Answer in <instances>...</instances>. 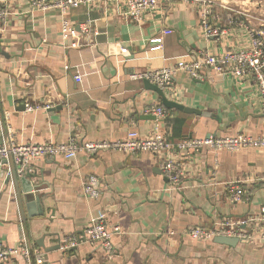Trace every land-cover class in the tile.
<instances>
[{"label": "crops", "instance_id": "0c3cea01", "mask_svg": "<svg viewBox=\"0 0 264 264\" xmlns=\"http://www.w3.org/2000/svg\"><path fill=\"white\" fill-rule=\"evenodd\" d=\"M1 1L10 15L0 20V146L11 134L22 144H63L72 138L82 143L122 141L131 131L145 138L156 127L174 143L264 133L258 90L251 80L219 77L208 69L203 70L205 81L178 73L172 88L162 92L183 111L165 107L148 81L134 78L193 61L202 51L219 55L243 44V31L229 26L231 13H249L258 28L264 19L250 12L264 11V0L248 1V10L218 4L214 10L205 0H163L142 25L80 7L66 15L76 33L66 41L58 10L33 11L31 0ZM204 11L217 17L224 35L205 37ZM170 30L172 34H163ZM75 41L78 45L71 47ZM156 46L160 49L153 50ZM26 104L39 109L24 110ZM46 105L53 108L46 111ZM158 106L166 110L160 120L151 112ZM177 152L169 158L178 164L180 187L170 184L151 153L108 149L93 156L80 153L69 162L58 157L30 163L22 172L27 181L20 180L17 189L9 185L0 196V246L32 250L44 264H264L258 233L264 230V222L258 221L264 186L248 185L249 197L239 204L231 202L227 186L262 177L264 151ZM90 177L100 181L96 199L83 195ZM30 187L33 191L25 194ZM99 221L112 233V253L77 242ZM225 222L250 239L236 238L235 246H229L217 243L218 237L195 241L186 235L198 227L225 229ZM70 241L77 246L66 248ZM0 264L32 263L19 253Z\"/></svg>", "mask_w": 264, "mask_h": 264}, {"label": "built area", "instance_id": "2783aa9c", "mask_svg": "<svg viewBox=\"0 0 264 264\" xmlns=\"http://www.w3.org/2000/svg\"><path fill=\"white\" fill-rule=\"evenodd\" d=\"M161 1L163 0H31V9L33 11L58 10L64 17L63 20V41L71 39L75 36V29L66 20V15L73 9L85 7L92 11H101L104 14L111 13L117 19L125 22H135L140 25L144 24L148 19L155 15L159 10ZM6 3L0 0V20L7 21L10 11L7 9ZM249 13L239 11V15L230 17L229 26L236 27L244 33L245 42L239 46H233L228 52L211 54L208 51L199 53L197 59L193 61H180L175 66L163 68L159 70L147 71L137 75L135 79L148 81L152 85L158 87L163 92L173 86V81L178 73H185L191 78L205 81L207 78L203 74L204 69L210 70L214 75L225 76L229 78H237L239 80H251L258 90L259 105L262 110V119L264 124V24L259 29L253 26L254 17H249ZM217 17L211 14V11H204L201 27L205 37L219 38L225 34V30L217 27ZM83 32H88L87 28H83ZM163 34H172V31H164ZM78 42L75 41L71 47H76ZM160 49L156 46L153 50ZM127 53V49L122 50ZM66 70H70L66 67ZM80 80V77H76ZM27 111H34L39 107H33L26 104ZM51 105H46L43 109L51 110ZM151 112L160 120L164 118L166 110L160 106L152 109ZM209 148L214 152L228 151L231 153L238 152L242 149H260L264 151V133L259 137L246 134L236 136L216 137L210 136L203 139H189L178 141L176 143L170 141L165 133L156 127L145 138H140L138 133L131 131L127 138L116 142H79L76 138L70 139L63 144L44 143V144H22L18 143L11 134L7 142L0 146V163L8 161L12 158L19 167L20 172L27 170L28 165L34 161L44 159L55 160L62 157L66 161L74 160L78 154L84 153L89 156L96 155L103 150H116L129 154L151 153L157 156L162 163V171L169 179L173 187H180L181 173L176 161L169 158L171 153L177 151H186L187 155L201 153L204 149ZM177 150V151H176ZM178 153V152H177ZM254 183L264 186V175L258 179L247 178L241 181L229 183L228 194L232 203L239 204L249 197L251 187ZM100 181L97 177H90L83 186V195L89 199H96L100 196ZM262 219L264 222V207L261 209ZM245 223V222H243ZM240 223V224H243ZM225 229L208 230L205 228H192L187 231L186 235L195 241H209L215 237L226 236L229 238H237L247 241L250 237L240 228L235 227L230 222H225ZM230 228V229H228ZM263 230V228H262ZM259 231L260 239L264 242V230ZM89 242L98 245L108 253H112L114 248L112 244V233L104 221L94 222L86 230L77 241ZM76 241H70L66 248H75ZM21 254L30 259L32 264H44L42 255L21 251V249H10L0 246V263L7 262L10 258L17 254Z\"/></svg>", "mask_w": 264, "mask_h": 264}, {"label": "water", "instance_id": "95a60500", "mask_svg": "<svg viewBox=\"0 0 264 264\" xmlns=\"http://www.w3.org/2000/svg\"><path fill=\"white\" fill-rule=\"evenodd\" d=\"M1 48H0V53H1ZM146 85H148L149 89L154 90L155 92H157L158 94H160L162 96V100L164 103V106L167 107L168 109H172V108H177L180 110L185 111V107L177 105L173 102L168 101L162 90L159 89L158 87L154 86V85H149V82H146ZM26 105L23 106L24 110ZM188 111V110H187ZM195 112L196 111H192ZM10 166V171H7L6 169H4V166ZM28 176L26 173H21L19 170V167L15 164L14 160L12 158H10L8 161H3L0 163V196L3 195L4 193H6V191L8 190L9 185L14 186L17 189L19 187V182L20 180H24L27 181ZM33 191V188H29L28 190H24L25 194H29L30 192ZM17 194H18V198L20 201V205L21 207H23V199H22V193L19 191V189L17 190ZM26 199H30L32 198L31 195H25ZM30 200H28L27 202H29ZM32 202V201H31ZM30 203V202H29ZM29 203H27V207H29ZM33 206V205H32ZM29 209V208H28ZM24 221H26L25 216H24ZM215 241L217 243L223 244V245H229V246H235V244L238 242V240L236 238H229L226 236H222V237H218L215 239ZM31 254L33 256V251L31 250Z\"/></svg>", "mask_w": 264, "mask_h": 264}, {"label": "rangeland", "instance_id": "374dc122", "mask_svg": "<svg viewBox=\"0 0 264 264\" xmlns=\"http://www.w3.org/2000/svg\"><path fill=\"white\" fill-rule=\"evenodd\" d=\"M208 2V5L212 8L213 5H215L214 10L218 9V5H223L231 9L235 10H248L251 6H248L247 3L248 1H253V0H205ZM213 4V5H212ZM231 12V11H230ZM252 16L263 18L264 19V11H251L250 12ZM220 14V11H219ZM232 15H239V11H232ZM221 15V14H220ZM223 16V15H222ZM259 28V26H258Z\"/></svg>", "mask_w": 264, "mask_h": 264}]
</instances>
